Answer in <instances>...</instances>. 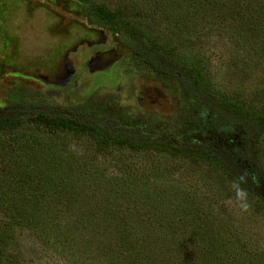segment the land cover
Returning a JSON list of instances; mask_svg holds the SVG:
<instances>
[{"label":"trees","instance_id":"1","mask_svg":"<svg viewBox=\"0 0 264 264\" xmlns=\"http://www.w3.org/2000/svg\"><path fill=\"white\" fill-rule=\"evenodd\" d=\"M79 1L123 36L132 64L192 99L185 134L173 139L143 117L101 118L86 104L1 108L0 264H264V250L212 201L188 198L195 187L172 202L129 156L201 164L227 181L220 192L231 200V181L247 169L258 180L244 186L249 202L264 208V85L218 91L190 54L214 35L263 60L264 0ZM115 156L129 162L109 163Z\"/></svg>","mask_w":264,"mask_h":264},{"label":"rangeland","instance_id":"2","mask_svg":"<svg viewBox=\"0 0 264 264\" xmlns=\"http://www.w3.org/2000/svg\"><path fill=\"white\" fill-rule=\"evenodd\" d=\"M87 9L79 0H0V109L12 103L62 109L86 104L101 118L159 122L160 131L181 140L192 99L176 80L132 64L123 36ZM190 54L206 61L218 91L249 94L264 85V59H242L225 38L206 36L201 52ZM129 156L137 176L166 184L172 202L195 187L197 195L188 198L212 201V211L230 218L264 250V208L251 204L250 213L240 214L220 192L228 184L220 174L184 158ZM108 162L129 161L115 156Z\"/></svg>","mask_w":264,"mask_h":264},{"label":"clouds","instance_id":"3","mask_svg":"<svg viewBox=\"0 0 264 264\" xmlns=\"http://www.w3.org/2000/svg\"><path fill=\"white\" fill-rule=\"evenodd\" d=\"M253 183H258L257 177L255 174L250 173L247 169H244L240 174L231 181L229 185V190L233 193L232 205L240 213H250L251 204L249 202V193L245 185L249 181Z\"/></svg>","mask_w":264,"mask_h":264}]
</instances>
